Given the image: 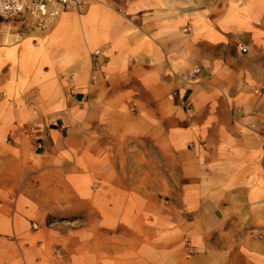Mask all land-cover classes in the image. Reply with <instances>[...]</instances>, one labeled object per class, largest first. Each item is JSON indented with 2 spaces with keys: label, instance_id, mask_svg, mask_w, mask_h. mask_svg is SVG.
Segmentation results:
<instances>
[{
  "label": "crops",
  "instance_id": "1",
  "mask_svg": "<svg viewBox=\"0 0 264 264\" xmlns=\"http://www.w3.org/2000/svg\"><path fill=\"white\" fill-rule=\"evenodd\" d=\"M82 1L0 44V264H264V0Z\"/></svg>",
  "mask_w": 264,
  "mask_h": 264
},
{
  "label": "built area",
  "instance_id": "2",
  "mask_svg": "<svg viewBox=\"0 0 264 264\" xmlns=\"http://www.w3.org/2000/svg\"><path fill=\"white\" fill-rule=\"evenodd\" d=\"M83 5L82 0H0V22L20 24L18 37L33 30L47 32L64 12L70 9L80 10ZM241 49L247 50L244 46ZM99 53L100 50L94 52L95 55ZM199 71L197 68L193 73ZM25 131L34 134L35 128L27 127ZM36 147L42 148L43 144L38 142ZM34 227L37 228V224Z\"/></svg>",
  "mask_w": 264,
  "mask_h": 264
},
{
  "label": "rangeland",
  "instance_id": "3",
  "mask_svg": "<svg viewBox=\"0 0 264 264\" xmlns=\"http://www.w3.org/2000/svg\"><path fill=\"white\" fill-rule=\"evenodd\" d=\"M19 26H20V24H18L16 22H14V23H9V22L2 23V22H0V44L1 43H9L13 40H16L17 31L19 30ZM122 163L124 165H127L128 162L124 161ZM152 164H155V162H152ZM156 164H157V162H156Z\"/></svg>",
  "mask_w": 264,
  "mask_h": 264
}]
</instances>
